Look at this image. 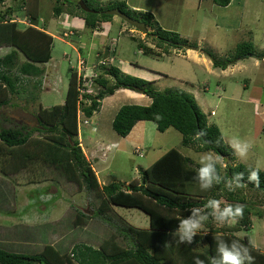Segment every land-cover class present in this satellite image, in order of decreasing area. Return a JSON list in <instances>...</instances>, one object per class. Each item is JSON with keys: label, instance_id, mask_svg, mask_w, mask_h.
<instances>
[{"label": "trees", "instance_id": "1", "mask_svg": "<svg viewBox=\"0 0 264 264\" xmlns=\"http://www.w3.org/2000/svg\"><path fill=\"white\" fill-rule=\"evenodd\" d=\"M7 1L0 0V50H7L0 56V108H19L14 98L20 99L22 95H28L35 100V94L44 91L43 77L46 70L39 65L51 60L53 36L47 33L45 25L38 24L43 23L39 15L40 0H19L14 7L1 11V6ZM62 1L74 3L79 10L81 8L77 2L82 1L89 9L99 12L82 11L84 23L92 29L112 18L101 13L104 10L119 9L135 20L138 19L133 14L141 17L139 21L152 30L149 33L155 36L153 39L166 44L163 49L156 43L154 47H150L140 39L138 49L143 55L158 58L162 54H168L171 48L192 46L177 33L160 29L150 13L128 10L124 2L102 8L101 5H93V0ZM230 2L231 0H212L219 7H226ZM53 10L54 16L62 13L59 7H54ZM16 16L19 17L18 21ZM25 19L32 26L24 24ZM132 39L136 40L134 37ZM196 46L197 43L193 45ZM199 51L210 58L214 68L225 70L228 65L243 59L244 55L252 54L253 46L249 43L241 44L234 56L225 61L218 60L207 49L199 48ZM101 55L99 51L97 56ZM84 65L87 66L86 62ZM68 72V84L62 104L48 108L39 105L34 114L20 109L31 117V125L0 127V172L4 176L16 175L26 169L29 163H39L59 172L65 181L77 184L78 188L94 192L99 200L94 214L101 219L107 216L108 210L113 206L136 208L148 216L149 226L139 228L123 221L126 225L120 227V237H106L97 248L79 242L73 244L71 249L45 243L41 249L28 253L0 248V264H194L197 257L204 260L205 264H210V259L218 256L219 239L229 243L238 240L249 248L254 264H264V253L252 246L248 235H244L242 239L234 236L241 231L249 232L251 228V213L245 200L235 191L228 190L224 183L214 185L207 191L202 190L196 180L199 167L177 149L164 152L150 166L140 169V181H132L125 187L120 183L100 187L91 164L82 152L78 141L79 112L83 117L91 118L99 110L104 98L118 89H129L146 95L151 103L147 106L123 105L118 109L111 127L119 137H127L138 122L153 123L156 130L162 133L173 128L182 135V146L194 145L197 151H212L223 156L228 166L224 168L217 165L221 176L231 178L235 172H243L246 187L242 188L264 194V172L259 173L258 188L247 181L249 171L254 168L233 163L234 154L225 143L220 129L216 124L208 123L207 116L193 94L179 88L158 90L153 81L124 74L112 65L94 68L91 75L87 74L86 80L82 79L77 68L69 67ZM49 78L48 76V81L51 82ZM157 114L163 119L157 120ZM200 129L206 130L207 135L197 139L196 132ZM48 190L46 187L39 194H45ZM223 196L227 204L245 205L243 218L233 225H224L218 229L206 222L207 232H198L192 245L180 244L176 230L181 219L190 215L188 211L193 207L203 208L209 199L220 200ZM42 206L46 207V203ZM75 217L74 226H84L90 220L89 216L79 211ZM209 220L211 224L214 223L213 218L210 217ZM118 238H121L122 244Z\"/></svg>", "mask_w": 264, "mask_h": 264}, {"label": "rangeland", "instance_id": "2", "mask_svg": "<svg viewBox=\"0 0 264 264\" xmlns=\"http://www.w3.org/2000/svg\"><path fill=\"white\" fill-rule=\"evenodd\" d=\"M122 1H126L129 6H139L144 13H150L160 29L177 33L181 38H187L192 46L198 42L199 46L196 47L207 49L220 61L233 57L237 52V47L243 43L253 46L252 55L257 56L258 59L247 58L248 54H246L243 59H240L242 67H232L234 64H231L228 65L231 71L224 73L221 69L214 68L210 58L200 51L197 54L199 59L204 57L209 64L205 61L198 60L197 62L193 54L187 52L189 50L186 49L171 48L168 54H162L158 58L143 55L138 49L142 36L145 39L143 43L148 41L147 43H151L152 47L156 43L163 49L166 44L157 39L154 40L152 37L155 36L151 33L144 35L138 32L118 17H114V20L123 28L132 29L133 32L119 33L118 26L115 24L113 26L103 24L102 32L97 31V28L92 29L94 30L92 32L86 26L82 28V32H77L72 29L70 21L75 19L76 23H79L80 19L85 18L82 13L85 11L81 7L82 10H79L74 3H63L62 0L59 2L40 0L39 15L43 23L38 22V24L45 25L46 30L53 36L51 60L43 64V67L47 70L49 80L54 81L56 86L46 93L37 92L35 100L28 95H22L20 99L14 98L19 108L4 107L3 110L7 109V115L14 119V124L26 127L32 124L31 117L28 115L23 117L20 109L34 114L39 105L48 108L63 103L68 84L69 67L81 68V61L78 62L80 53L77 54L74 49H81L82 55L80 56L83 59L88 51L97 50L90 53L93 55L90 60L94 58L93 65H90L93 71L94 68L111 65V59L103 56H108V51L113 50L116 53V60L122 57L128 58L132 62H137V66L158 70L165 74L166 78L156 83L158 90L179 88L191 94H200L208 99V111L215 112L213 116H209L208 123L219 126L232 154L234 153L229 140L233 136H239L253 144L246 158L233 156L236 164L252 168H256L259 164L260 171L264 172V0H231L226 7H219L213 4L212 0H201L199 4L198 0ZM122 1L103 0L101 3L93 0L92 3L105 8ZM18 2L19 0H8L1 6V11L10 6L14 7ZM54 7L62 9L59 16H54ZM132 16L138 20L141 19L138 15L133 14ZM106 32H110L109 38H106ZM89 39L92 41L90 42ZM100 44L105 49H100ZM89 45H97V48H89ZM6 51L1 49L0 56ZM98 51L102 53L100 57L97 56ZM21 59L24 60L22 55ZM86 64L89 65L88 62ZM95 72L98 74V71ZM218 99L221 104H218ZM80 118H82V113H80ZM5 125L11 126L12 124ZM99 126L96 133L90 131V126L79 122L78 127L83 133L78 136V141L80 147L83 148L88 147L87 143L93 146L97 139L106 140L114 137L119 141L115 146L110 147L108 157L103 162V169L98 163H92L90 158V162L87 160L95 167L92 169L95 175H98L96 178L100 187L111 183H120L125 187L132 181H140V169L147 168L161 154L172 148L189 157L198 167H200L199 162L202 155L212 152L197 151L194 145L184 147L181 144L182 135L178 131L169 128L162 133L157 131L155 125L150 122H143L142 126L137 130L135 128L127 139L126 137L119 139L113 133H103L105 129L102 127V120ZM84 131L87 134H84ZM85 153L88 154L86 150ZM85 153L83 152L84 156ZM221 172H224L223 168ZM46 187L49 189L48 192L39 194ZM234 191L245 200L251 213L249 232L241 231L234 236L242 239L244 235H248L252 246L264 253V194L247 188H242L238 192ZM222 194L224 195V192ZM49 195L51 199L47 201ZM220 200L223 201L221 207H224L227 204L225 196ZM98 201L94 192L78 188L77 184L65 181L59 172L47 169L39 163H29L26 169L16 175L4 176L0 172V248L28 253L41 249L45 243L59 244L62 249H71L73 244L78 242L97 248L106 237L113 235L120 237V227L126 225V222L139 228L149 226L148 216L136 208L113 206L107 212L105 217L107 219H101L94 214ZM45 203L46 207L42 206ZM78 211L90 217L84 226H74ZM207 222L217 229L224 225L234 224H220L215 220L212 224L211 220ZM207 230V224H205L198 232L204 233ZM118 241L123 243L121 238H118Z\"/></svg>", "mask_w": 264, "mask_h": 264}, {"label": "clouds", "instance_id": "3", "mask_svg": "<svg viewBox=\"0 0 264 264\" xmlns=\"http://www.w3.org/2000/svg\"><path fill=\"white\" fill-rule=\"evenodd\" d=\"M80 61L85 63L84 60H79L78 62ZM82 70L81 73V69L77 68L80 75L83 73L87 74L86 71H88V69L86 67ZM155 118L157 120L163 119L159 114H157ZM84 121L86 123H84ZM79 122L87 124V120H82V118H80V112L78 115V124ZM206 135L207 132L204 129H200L196 132L197 139L205 137ZM229 144L233 149L234 155L241 159L246 158L250 149L253 147V144L250 141L241 139L239 136H233L229 140ZM199 163L200 167L197 169L196 180L202 190H210L214 185H219L221 183H224L225 187L230 191L246 187V183L244 182L245 175L243 172H235L231 178H225L218 173V164L224 168H227L228 166L225 163V158L220 154L213 152L205 153L202 155ZM259 173L260 165L257 164V167L250 170L247 175V181L254 184L257 188L260 186ZM47 198V201H49L51 195ZM222 203V200L211 198L206 202L203 208H191L188 211L190 212V215L181 219L176 230V233L178 234V242L180 244L192 245L195 242V237L197 236L198 231L204 227L210 217L220 224L236 223L243 218L245 205L236 203L226 204L224 207H221ZM207 210L211 211L209 212ZM170 235H173V233H170ZM217 253L218 256L210 259V264H254V257L251 255L249 248L238 240H233L229 243L223 239H219L217 241ZM194 264H205V261L197 257L194 259Z\"/></svg>", "mask_w": 264, "mask_h": 264}, {"label": "crops", "instance_id": "4", "mask_svg": "<svg viewBox=\"0 0 264 264\" xmlns=\"http://www.w3.org/2000/svg\"><path fill=\"white\" fill-rule=\"evenodd\" d=\"M99 2L103 3V0H98ZM105 1H110V0H105ZM119 1H122V0H119ZM201 0H198V4L200 3ZM124 2V1H122ZM128 9H131L133 11H141V12H144V10H142V8H140L139 6H136V5H128V3L125 1L124 2ZM64 16L66 14H63ZM114 17L113 16L111 19H108L106 21H103L101 23L98 24V27H96L95 29L97 31H100L102 32L103 29H102V25L103 24H110V26H113L114 24L116 26H118V32H123V31H127V32H133L132 29L130 30H127L125 29V27L123 28L119 23H117L115 20H114ZM72 19V18H71ZM154 19V18H153ZM81 22V23H80ZM80 22L79 23H76L75 19H72L70 21V24L72 25V29L77 31V32H82V28L84 26L88 27V25H86L83 21V19H80ZM63 23V22H62ZM76 25V26H75ZM108 26V25H107ZM90 28V27H88ZM91 31H92V28H90ZM148 30H150L149 28H147ZM47 31V30H46ZM108 31H110L108 29ZM94 32V30L92 31ZM47 33H49L47 31ZM107 34V37L106 38H109L108 37V34L110 32H106ZM50 34V33H49ZM52 36V35H51ZM104 38V37H103ZM132 38V37H131ZM153 38V37H152ZM141 40H143V42L145 41L144 37H140ZM183 39H186L187 38H183ZM90 40V39H89ZM92 40H90L91 42ZM148 42V41H147ZM145 42L146 45H149L151 43H147ZM199 43L197 42V45ZM152 46V44L150 45ZM199 46V45H198ZM89 48H94L96 49L97 48V45L96 46H92V45H89L88 46ZM111 48V47H109ZM199 48V47H198ZM100 49H105L104 47L101 46L100 44ZM75 52L77 54H81V49L78 48L77 49H74ZM170 50V49H169ZM168 50V51H169ZM97 51V50H95ZM95 51H88V53H86V57L83 59L82 56H80L79 54V58L80 60H84L85 62H88V66H86V68L88 69L87 74H92L93 71L90 70L92 66L90 65H93L94 63V58L90 60V58H92L93 55H91L90 53H94ZM79 52V53H78ZM99 52V51H98ZM108 56H103V57H107V58H110L111 59V65L120 69L121 72H123L124 74H127V75H130V76H134V77H137V78H141L143 80H146V81H153L155 83V86H156V83L159 82L161 79L163 78H166V75L163 74L162 72L158 71V70H150V69H147V68H144L142 66H137V62H132L130 61L128 58H118L116 60L115 58V52L113 50L111 51H108ZM170 52V51H169ZM187 52H190V54H193V57L196 59V61L198 62V60L200 62H203L205 61L207 64H209V61L206 60L204 57H201V59H199L198 57V52L196 53L195 51L193 50H189ZM101 53V52H100ZM82 55V54H81ZM107 55V54H106ZM96 57V55L94 56ZM248 58V57H247ZM253 59V58H252ZM258 59V58H256ZM79 60V59H78ZM91 63V64H90ZM116 63V64H115ZM40 67H43L44 65H39ZM90 66V67H89ZM118 66V67H117ZM243 65L241 64L240 60L237 61L232 67H236V68H240L242 67ZM44 68V67H43ZM45 69V68H44ZM46 70V69H45ZM231 71V68L229 69L226 68L225 70H221V72H224V73H228ZM47 72V70H46ZM45 72V75L43 77V80H44V85H43V88H44V93L48 92V91H51L56 85H55V82L54 81H48L46 79H48V74ZM196 99V101L198 102L199 106L201 107L203 113L207 116V119L209 120V116H213L214 115V111L211 110L210 112L208 111L207 109V101L208 99H205L204 96L200 95V94H196V93H192ZM220 99H218V104H221ZM254 100V99H252ZM255 102V105L257 106V103L256 101ZM151 103V100L144 94L142 93H139V92H135V91H132V90H129V89H118L114 92V94L110 95V96H107L106 98H104L102 101H101V104H100V107H99V110L97 112H95L93 114V116L91 118H85L83 117L82 115V119L83 120H87V124H83V125H86V126H90V131L91 132H98V126H99V123H101V120H102V127H104V132L103 133H107V134H110V133H113L115 136H117L119 139H121L112 129L111 125H112V121H113V118L115 116V114L117 113L118 109L123 106V105H141V106H147ZM255 106V107H256ZM14 109V108H13ZM7 110V109H6ZM6 110L4 109L3 110V107L0 108V127H3L6 126L5 124H12V125H15L14 124V119L9 117L6 113ZM6 113V115H5ZM22 116L25 117L27 116L26 114H24V112H22ZM21 117V115H18ZM91 122H94L93 124ZM142 123L143 122H138L134 127L133 129L131 130V132L136 128V130L142 126ZM217 125V124H216ZM218 126V125H217ZM101 127V126H99ZM219 128V126H218ZM222 131V130H221ZM130 132V134L126 137L129 138V136L132 135V133ZM82 132H80V129H78V136H81L80 134H82ZM84 134H87L86 131H84ZM107 136V135H106ZM88 138V137H87ZM84 141V140H82ZM119 141H117L116 138L114 137H109L108 139L106 140H100V139H97V142L91 146L90 144L87 143L88 147L86 148H82V151L85 153V150L87 151V155L85 153V156L87 158V160L89 161V158L91 159V162L92 163H98L99 164V167L103 169V162L107 159L108 157V152L110 150V147L112 146H115ZM162 155V154H161ZM101 158V159H100ZM100 159V160H99ZM99 160V162H98ZM90 162V161H89ZM107 163V162H106ZM234 163V162H233ZM236 164V160H235V163ZM91 167L93 168L94 165ZM95 168V167H94ZM94 170V169H93ZM103 171V170H102ZM100 171V172H102ZM96 174V173H95ZM98 176V175H96Z\"/></svg>", "mask_w": 264, "mask_h": 264}, {"label": "water", "instance_id": "5", "mask_svg": "<svg viewBox=\"0 0 264 264\" xmlns=\"http://www.w3.org/2000/svg\"><path fill=\"white\" fill-rule=\"evenodd\" d=\"M79 6L88 13H99L95 10H91L89 9L84 2L80 1L79 2ZM101 13L105 14V15H109V16H115L120 18L121 20H123L124 22H126L128 25L132 26L133 28H135L138 32L143 33L144 35L148 34L149 31L147 29V27L145 26L144 23L140 22L139 20H135L130 18L129 16H127L125 13L121 12L119 9H111V10H104ZM183 47V49L186 50H193V51H198L199 48L198 47H193V46H189V45H181ZM248 58H258L257 56H254L252 54H248L247 55Z\"/></svg>", "mask_w": 264, "mask_h": 264}, {"label": "built area", "instance_id": "6", "mask_svg": "<svg viewBox=\"0 0 264 264\" xmlns=\"http://www.w3.org/2000/svg\"><path fill=\"white\" fill-rule=\"evenodd\" d=\"M23 23L24 24H26L27 26H31V22L28 20V19H25L24 21H23ZM66 34H64V36H65ZM80 65H81V70L84 68V62L83 61H81L80 62ZM81 73H82V71H81ZM81 77H82V79H85L86 80V78H87V74L86 73H83V74H81ZM87 82V81H86ZM84 123H86L85 121H84Z\"/></svg>", "mask_w": 264, "mask_h": 264}]
</instances>
